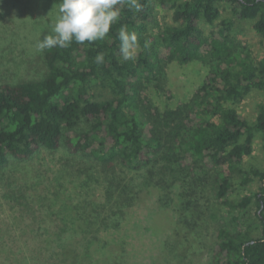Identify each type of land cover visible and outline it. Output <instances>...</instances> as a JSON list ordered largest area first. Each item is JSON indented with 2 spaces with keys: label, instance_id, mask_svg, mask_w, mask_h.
I'll return each mask as SVG.
<instances>
[{
  "label": "trees",
  "instance_id": "16d2710c",
  "mask_svg": "<svg viewBox=\"0 0 264 264\" xmlns=\"http://www.w3.org/2000/svg\"><path fill=\"white\" fill-rule=\"evenodd\" d=\"M138 2L140 11L121 6L118 22L103 40L73 41L69 47L41 52L38 78L0 81V171L11 160L22 162L41 149L54 151L61 145L93 155L97 172L92 175L101 183L102 199H66L57 239L46 238L42 248L64 264H92L91 241L67 242L66 235L85 237L98 228L119 227L143 183L152 182L160 190L165 181L178 184L185 199L180 208L192 215L205 183L196 169L219 168L215 198L224 223L217 230L210 264H264V167L239 168L253 151L256 133L264 152V102L254 121L232 106L253 89L264 88V53L254 59L245 41L232 35L235 19L251 20L264 50V0ZM157 4L171 10V23L151 33ZM222 4L229 6L232 18H221L206 35L200 21L213 25ZM121 26L137 36L130 60L120 51ZM97 53L104 54L99 65ZM205 58L208 74L188 100L161 109L146 94L145 82L158 79L166 63ZM187 155L189 165L183 163ZM235 172L241 175V186L256 181L257 190L230 198ZM253 201L255 219L244 225L241 218Z\"/></svg>",
  "mask_w": 264,
  "mask_h": 264
},
{
  "label": "rangeland",
  "instance_id": "374dc122",
  "mask_svg": "<svg viewBox=\"0 0 264 264\" xmlns=\"http://www.w3.org/2000/svg\"><path fill=\"white\" fill-rule=\"evenodd\" d=\"M220 6L221 16L213 25L203 20L199 23L206 35L217 28L221 18H232L229 6ZM57 7L45 0H0V81L39 77L43 63L35 45L38 38L51 34ZM171 13L157 4L149 31L156 33L170 24ZM251 24V20L235 19L232 35L245 41L252 57L259 59L264 50ZM209 67L206 58L186 63L170 61L157 73L158 79L151 77L145 82V92L159 108L175 107L190 98L206 78ZM263 102L264 88H260L253 89L232 106L243 117L254 121L258 105ZM92 156L73 153L61 145L54 151L41 149L22 162L11 160L5 170L0 171V264H64L42 249L46 245L44 240L56 237L62 218L67 214L63 207L68 206L66 199L73 201L81 195L102 199L101 183L92 175L97 172L92 167ZM191 162L189 155L183 159L184 164ZM63 164L68 169L60 168ZM263 167L264 152L260 134L256 133L253 151L244 157L239 168ZM196 170L205 176V183L192 215L189 211L183 213L180 208L185 199L178 184L165 181L160 190L152 182L143 183L136 201L126 208L119 227L98 228L85 237L70 233L66 235L67 242L91 241L89 259L93 260L92 264H210L217 230L224 223L215 198L219 168L204 166ZM240 177L235 172L230 198L257 190L256 181L241 186ZM9 192L13 196L8 195ZM255 210L253 201L241 218L244 225L255 219Z\"/></svg>",
  "mask_w": 264,
  "mask_h": 264
},
{
  "label": "clouds",
  "instance_id": "9594fccd",
  "mask_svg": "<svg viewBox=\"0 0 264 264\" xmlns=\"http://www.w3.org/2000/svg\"><path fill=\"white\" fill-rule=\"evenodd\" d=\"M127 4L135 11H140L138 0H60L57 16L51 27V34L38 38L36 50L43 52L54 47L66 48L73 41L78 44L93 43L103 40L110 32L113 24L121 15V6ZM120 51L124 60L134 58L137 36L126 26L118 32ZM96 64L104 62V54L97 53Z\"/></svg>",
  "mask_w": 264,
  "mask_h": 264
}]
</instances>
